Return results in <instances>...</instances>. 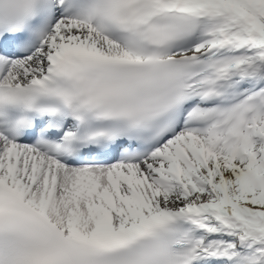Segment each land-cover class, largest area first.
<instances>
[{
    "label": "snow or ice",
    "instance_id": "6c2138e0",
    "mask_svg": "<svg viewBox=\"0 0 264 264\" xmlns=\"http://www.w3.org/2000/svg\"><path fill=\"white\" fill-rule=\"evenodd\" d=\"M0 264H264V0H0Z\"/></svg>",
    "mask_w": 264,
    "mask_h": 264
}]
</instances>
